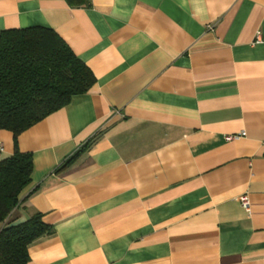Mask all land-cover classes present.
<instances>
[{
  "label": "crops",
  "instance_id": "obj_1",
  "mask_svg": "<svg viewBox=\"0 0 264 264\" xmlns=\"http://www.w3.org/2000/svg\"><path fill=\"white\" fill-rule=\"evenodd\" d=\"M29 27L95 83L0 129V160L32 156L0 230L52 227L26 264H264V0H0V32Z\"/></svg>",
  "mask_w": 264,
  "mask_h": 264
},
{
  "label": "trees",
  "instance_id": "obj_2",
  "mask_svg": "<svg viewBox=\"0 0 264 264\" xmlns=\"http://www.w3.org/2000/svg\"><path fill=\"white\" fill-rule=\"evenodd\" d=\"M94 83L89 67L53 30L29 27L0 32V129L12 132L15 144L20 133L64 107L72 96L86 93ZM31 172L28 152L15 149L0 160L1 223L18 206ZM51 232L40 213L2 228L0 264H26L28 245Z\"/></svg>",
  "mask_w": 264,
  "mask_h": 264
},
{
  "label": "built area",
  "instance_id": "obj_3",
  "mask_svg": "<svg viewBox=\"0 0 264 264\" xmlns=\"http://www.w3.org/2000/svg\"><path fill=\"white\" fill-rule=\"evenodd\" d=\"M3 150V146L0 144V151ZM239 201H240V204L241 206L248 210L249 209V206H250V202H249V199H248V196L246 194H243L239 197Z\"/></svg>",
  "mask_w": 264,
  "mask_h": 264
}]
</instances>
